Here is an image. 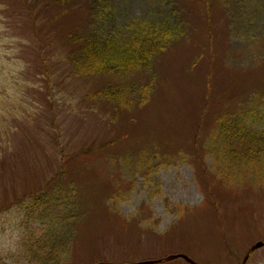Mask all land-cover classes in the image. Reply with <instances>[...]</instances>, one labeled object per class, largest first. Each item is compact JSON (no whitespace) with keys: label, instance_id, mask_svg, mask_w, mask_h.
<instances>
[{"label":"rangeland","instance_id":"1","mask_svg":"<svg viewBox=\"0 0 264 264\" xmlns=\"http://www.w3.org/2000/svg\"><path fill=\"white\" fill-rule=\"evenodd\" d=\"M156 7L174 11L176 32L131 75L151 81L148 100L116 112L97 94L124 79L76 73L73 34L101 8L117 24L154 20ZM254 135L264 138V0H0V264H264ZM60 217L72 231L62 261L25 260L23 233Z\"/></svg>","mask_w":264,"mask_h":264},{"label":"trees","instance_id":"2","mask_svg":"<svg viewBox=\"0 0 264 264\" xmlns=\"http://www.w3.org/2000/svg\"><path fill=\"white\" fill-rule=\"evenodd\" d=\"M156 10L158 14L154 15L156 17L154 20L133 17L116 24L113 12L107 8H101L98 15L92 14L94 22L90 29L83 32L78 30L77 34H73L75 35L73 42L80 44V51L75 53L74 59L76 73L80 76L103 74L105 77H112V79L114 76L124 79L120 83H106L104 89H101L97 94V97L102 95L104 100L113 102L116 112L136 104H143L148 100L152 86L151 81L138 83L131 79V75L146 68L150 71L155 56L169 41L171 42L168 35L173 36L176 32L171 20L174 19V11H167L168 18H166L162 17L164 14L162 7H156ZM166 20L167 22H165ZM232 135L236 138L242 136L240 133L235 136L233 132ZM254 136V140H251L253 148L249 154L252 159H257V156L262 153L264 138L258 135ZM222 156L226 158V161L231 160L230 163H234L231 157L225 156V151L222 152ZM32 200L35 209L40 207L41 212L47 210L49 206L47 199L40 196L32 198ZM61 206L55 209L58 211L54 212L55 214L60 212L63 215ZM38 215L49 216L44 213ZM69 224L66 218L60 217L57 220L46 218L32 232L26 233L27 236L23 233L24 259L43 261L45 258L51 257L57 262L62 261V253L70 248L69 244L71 245L72 231L69 229ZM27 243L29 244L27 245ZM64 246L65 248H63Z\"/></svg>","mask_w":264,"mask_h":264},{"label":"water","instance_id":"3","mask_svg":"<svg viewBox=\"0 0 264 264\" xmlns=\"http://www.w3.org/2000/svg\"><path fill=\"white\" fill-rule=\"evenodd\" d=\"M263 245H264V242H258L254 246V248H260ZM179 257L184 258L190 264H198L195 260H193L191 257H189L186 254H175V255H171V256H168V257H165V258L156 259V260H146V261H140V262H132V263H128V264H155V263L165 262V261H168V260H173V259H176V258H179ZM246 261H247V258H245L243 264H245ZM97 264H115V263H112V262H109V261H102V262L97 263Z\"/></svg>","mask_w":264,"mask_h":264}]
</instances>
